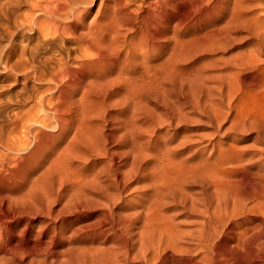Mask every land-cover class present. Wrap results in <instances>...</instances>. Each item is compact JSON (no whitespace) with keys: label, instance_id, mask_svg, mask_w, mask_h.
Masks as SVG:
<instances>
[{"label":"bare ground","instance_id":"bare-ground-1","mask_svg":"<svg viewBox=\"0 0 264 264\" xmlns=\"http://www.w3.org/2000/svg\"><path fill=\"white\" fill-rule=\"evenodd\" d=\"M93 1L0 2V264H264V0Z\"/></svg>","mask_w":264,"mask_h":264},{"label":"rangeland","instance_id":"rangeland-1","mask_svg":"<svg viewBox=\"0 0 264 264\" xmlns=\"http://www.w3.org/2000/svg\"><path fill=\"white\" fill-rule=\"evenodd\" d=\"M2 1V2H1ZM8 1L9 0H0V2L1 3H8ZM95 2L97 3L98 1L97 0H94L93 1V3H92V6L91 5H89L88 6V8L91 10V13H93V11H94V4H95ZM28 8L27 7H21V12L24 14V13H30V11H28L27 10ZM177 10H179V11H181L182 10V8H181V6L177 9ZM26 11H28V12H26ZM172 13L174 14V15H172ZM171 13V11H168V13H167V15H168V17L165 15V17H164V19L162 20V23H164V24H166V25H168L169 26V24L170 25H176V24H178V22H179V19H180V17L177 15V13H178V11H176V10H174L173 12ZM89 16V15H88ZM177 16H178V18H177ZM90 17H91V15H90ZM89 17V18H90ZM88 18V19H89ZM166 18V19H165ZM176 19V20H175ZM167 21V22H166ZM1 22L4 24H2L3 25V28H4V26H5V24H6V22L1 18V16H0V44H2V46L4 47V48H2V49H4V50H6L7 49V46L9 47V45L11 44V42L12 41H10V40H7V38L5 37H3V28H1L2 27V25H1ZM173 22V23H172ZM174 22H176V23H174ZM165 25V26H166ZM22 32V30H20L18 33L20 34ZM28 32V31H27ZM163 27H159L158 28V33H157V35H155V38L156 39H154V38H151L150 40H152V42H151V44L153 45V47H154V51L155 52H157V51H160L161 50V46H163V41H164V35H163ZM29 34H31L30 33V31L28 32ZM162 35V38H160L161 37V35ZM156 36H158V37H156ZM160 36V37H159ZM1 37H3V38H1ZM16 38V37H15ZM158 38H159V40H158ZM2 39V40H1ZM157 40V41H156ZM4 43V44H3ZM13 43V42H12ZM157 43V44H156ZM158 43H159V45H158ZM161 44V45H160ZM1 45H0V47H2ZM155 47H156V49H155ZM158 47V48H157ZM0 74H1V72H0ZM124 117V116H123ZM172 131V132H171ZM46 132H48V133H50V131L49 130H46ZM170 135L168 136V138L170 137L171 139H172V141H175L176 139H178L180 136H181V133L182 134H187L188 133V129L185 127V128H179V129H175L174 127L173 128H171V130H170ZM51 133H53V132H51ZM173 134V135H172ZM178 134V135H177ZM179 134H180V136H179ZM175 138V139H174ZM33 141V142H31V141ZM29 142L31 143V145L30 146H28V147H30L29 149H28V147H26V149H25V151L24 152H22L21 154L23 155V153H24V155L22 156H20V154H19V159H20V161L19 160H17V162L15 163V165H14V168H13V170L15 171V173H17V172H29L28 174L29 175H32L34 172H35V170H36V168H37V166L35 165V161H36V159L39 157V156H41L44 152L43 151H40L39 152V154H37V156H36V154L34 153V148H35V146H36V143H34V140L31 138V137H29ZM34 144V145H33ZM61 146V145H60ZM32 148H33V150H32ZM30 150H31V152L33 153H31L30 152ZM28 151V152H27ZM36 152V151H35ZM35 154V155H34ZM26 155H28V156H26ZM29 156H32V157H29ZM25 157H27V160H26V158ZM34 157V158H33ZM23 158H25V160H23ZM34 160H33V159ZM28 159H30V160H28ZM21 160L22 161H25V163H23V162H21ZM29 161V162H28ZM33 161H34V163H33ZM31 162V163H30ZM99 161H95L94 163H90V166H89V168H90V170L92 169L93 170V168H95L97 171H100L101 170V168L103 167V164L102 163H98ZM21 163H23L22 165H23V167H22V165H21V167L24 169L23 171H22V168L20 167V165L19 164ZM33 163V164H32ZM97 164H100V165H98L97 167H96V165ZM16 165H19V166H16ZM28 165V166H27ZM33 165V166H32ZM26 166V167H25ZM25 167V168H24ZM27 168V169H26ZM100 168V169H99ZM28 169H32L31 170V172H30V170H28ZM94 169V170H95ZM34 170V171H33ZM17 171V172H16ZM27 174V173H26ZM0 179H1V176H0ZM57 208H59V206H56V209ZM71 216L70 215H62V220H64L65 222H67V221H70L71 220ZM37 220H40L39 218H36L35 220H34V222L36 223L37 222ZM23 223H25V221L23 222ZM9 226V227H8ZM8 226L5 228V229H3V230H1L0 231V235L2 236V238H1V236H0V239H2L1 241L2 242H4L5 240H7V244L9 243L10 245H12V246H10V245H8V246H10L11 248H14V249H20V250H22V248H23V250L25 251V250H30V249H34L35 248V241L34 240H32L31 239V237H30V234L31 235H33L34 234V230L35 229H30V228H25V229H23V232H22V234H23V237L22 236H20V235H16V232L18 231V230H16L15 229V226L13 225V224H8ZM11 229H13V230H11ZM4 230H6V231H4ZM16 230V231H15ZM3 231V232H2ZM5 232V233H4ZM25 232V233H24ZM3 233V234H2ZM18 233V232H17ZM28 233V234H27ZM7 234V235H6ZM11 234V235H10ZM13 234H15V235H13ZM9 235V236H8ZM27 235H28V237H27ZM3 236H5V237H3ZM14 236V237H13ZM20 237V238H18V237ZM25 236V237H24ZM26 238V239H25ZM5 239V240H4ZM17 239V240H16ZM10 240V241H9ZM20 240H21V242L22 243H20ZM29 240V241H28ZM24 241V242H23ZM27 242V243H26ZM33 242V243H32ZM20 243V244H19ZM28 243H29V245H28ZM31 243V244H30ZM14 244V245H13ZM17 244V245H16ZM26 244H27V246H26ZM31 245V246H30ZM34 245V246H33ZM19 248H18V247ZM24 246V247H23ZM30 248H29V247ZM113 248L115 249L116 248V250H117V248H121V246L120 245H117V246H113ZM8 252V251H7ZM28 255V254H27ZM26 255V256H27ZM25 256V255H24ZM17 260V259H16ZM25 262V261H24Z\"/></svg>","mask_w":264,"mask_h":264}]
</instances>
